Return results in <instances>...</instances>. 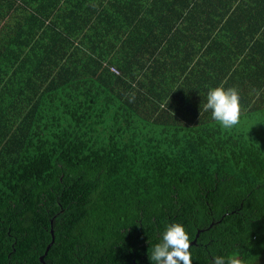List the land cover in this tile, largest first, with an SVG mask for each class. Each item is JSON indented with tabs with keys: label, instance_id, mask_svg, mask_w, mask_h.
Listing matches in <instances>:
<instances>
[{
	"label": "trees",
	"instance_id": "trees-1",
	"mask_svg": "<svg viewBox=\"0 0 264 264\" xmlns=\"http://www.w3.org/2000/svg\"><path fill=\"white\" fill-rule=\"evenodd\" d=\"M174 223L264 264V0H0V264L51 228L45 264H153Z\"/></svg>",
	"mask_w": 264,
	"mask_h": 264
},
{
	"label": "clouds",
	"instance_id": "clouds-1",
	"mask_svg": "<svg viewBox=\"0 0 264 264\" xmlns=\"http://www.w3.org/2000/svg\"><path fill=\"white\" fill-rule=\"evenodd\" d=\"M240 94L235 87L223 85L209 88L201 106V116L210 113L211 119L222 129L231 130L240 123ZM190 238L180 223L167 226L160 242L149 250L153 264H192ZM212 264H242L236 256H215Z\"/></svg>",
	"mask_w": 264,
	"mask_h": 264
},
{
	"label": "water",
	"instance_id": "water-1",
	"mask_svg": "<svg viewBox=\"0 0 264 264\" xmlns=\"http://www.w3.org/2000/svg\"><path fill=\"white\" fill-rule=\"evenodd\" d=\"M51 224H52V221H51ZM51 226H52V225H51ZM50 232H51L52 239H51L50 243L46 246V249H45L44 253H43L42 255L39 256V260H40V262H41L42 264H45V262H44V256L46 255L49 246H50V245L52 244V242H53V230H52V228H51ZM197 235H198V232L196 233V237H197ZM195 240H196V238H195L194 241H193L192 243H190V244L195 243Z\"/></svg>",
	"mask_w": 264,
	"mask_h": 264
},
{
	"label": "rangeland",
	"instance_id": "rangeland-1",
	"mask_svg": "<svg viewBox=\"0 0 264 264\" xmlns=\"http://www.w3.org/2000/svg\"><path fill=\"white\" fill-rule=\"evenodd\" d=\"M194 240H191L190 243H192Z\"/></svg>",
	"mask_w": 264,
	"mask_h": 264
}]
</instances>
